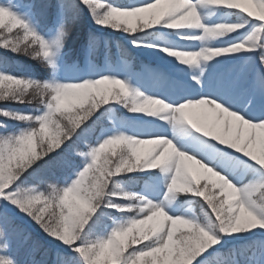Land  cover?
<instances>
[{
	"label": "snow or ice",
	"instance_id": "obj_1",
	"mask_svg": "<svg viewBox=\"0 0 264 264\" xmlns=\"http://www.w3.org/2000/svg\"><path fill=\"white\" fill-rule=\"evenodd\" d=\"M0 264H264V0H0Z\"/></svg>",
	"mask_w": 264,
	"mask_h": 264
},
{
	"label": "trees",
	"instance_id": "obj_2",
	"mask_svg": "<svg viewBox=\"0 0 264 264\" xmlns=\"http://www.w3.org/2000/svg\"><path fill=\"white\" fill-rule=\"evenodd\" d=\"M91 26V27H90ZM93 28L91 21L88 20L87 18L83 19L80 22V25L78 27V30L76 32V34L73 36L72 38V45L71 46H77L76 48V52L77 50H79L80 47V43L83 40L84 36L86 35V33L91 30ZM25 63L31 65L33 67V71L37 74L41 73V69L38 65H36L33 61L30 60H25Z\"/></svg>",
	"mask_w": 264,
	"mask_h": 264
},
{
	"label": "rangeland",
	"instance_id": "obj_3",
	"mask_svg": "<svg viewBox=\"0 0 264 264\" xmlns=\"http://www.w3.org/2000/svg\"><path fill=\"white\" fill-rule=\"evenodd\" d=\"M71 45H72V39L70 40L68 44L69 61H71L77 55V52H76L77 46H74V45L71 46ZM151 63H153V58L151 56L147 54H141L140 56L137 55L136 58L133 60L134 70L140 71L141 65L151 64Z\"/></svg>",
	"mask_w": 264,
	"mask_h": 264
}]
</instances>
